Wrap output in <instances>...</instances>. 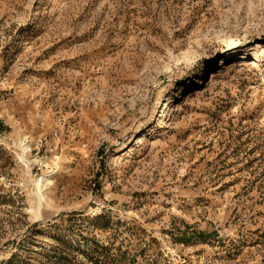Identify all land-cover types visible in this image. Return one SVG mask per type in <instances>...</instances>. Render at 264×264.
Segmentation results:
<instances>
[{
  "label": "rangeland",
  "instance_id": "374dc122",
  "mask_svg": "<svg viewBox=\"0 0 264 264\" xmlns=\"http://www.w3.org/2000/svg\"><path fill=\"white\" fill-rule=\"evenodd\" d=\"M0 264H264V0H0Z\"/></svg>",
  "mask_w": 264,
  "mask_h": 264
},
{
  "label": "bare ground",
  "instance_id": "6f19581e",
  "mask_svg": "<svg viewBox=\"0 0 264 264\" xmlns=\"http://www.w3.org/2000/svg\"><path fill=\"white\" fill-rule=\"evenodd\" d=\"M256 99H254L253 101H251V106L248 108V110L249 111H252L253 110V108H254V106L256 105ZM58 166V165H57ZM59 170V168L58 169H56L55 170V172H57Z\"/></svg>",
  "mask_w": 264,
  "mask_h": 264
}]
</instances>
